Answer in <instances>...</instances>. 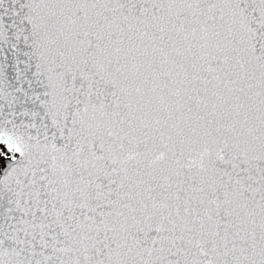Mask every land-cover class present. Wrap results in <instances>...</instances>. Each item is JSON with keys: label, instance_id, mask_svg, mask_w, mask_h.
I'll return each instance as SVG.
<instances>
[{"label": "snow or ice", "instance_id": "snow-or-ice-1", "mask_svg": "<svg viewBox=\"0 0 264 264\" xmlns=\"http://www.w3.org/2000/svg\"><path fill=\"white\" fill-rule=\"evenodd\" d=\"M0 264H264V0H0Z\"/></svg>", "mask_w": 264, "mask_h": 264}]
</instances>
